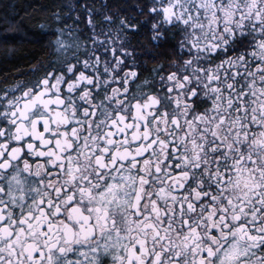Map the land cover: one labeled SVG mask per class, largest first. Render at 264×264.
Returning <instances> with one entry per match:
<instances>
[{
  "label": "snow or ice",
  "instance_id": "6c2138e0",
  "mask_svg": "<svg viewBox=\"0 0 264 264\" xmlns=\"http://www.w3.org/2000/svg\"><path fill=\"white\" fill-rule=\"evenodd\" d=\"M8 7L5 6L6 22ZM81 7L88 41L92 44L91 48L84 47L82 67H78L80 56L75 62L65 57L59 75L51 68L44 69L43 75L35 72L34 81H13L9 95L0 97L4 104L0 110V264H106V257L113 249H123V255L112 256L123 264H163L165 254L171 256L175 264H264V130H258L259 126H264V103H260L259 113L255 107L248 109L244 101H249V93L243 87L236 110L247 115L250 122L245 128V122L237 118L233 123L239 125V129L227 145L214 133L216 144L212 145L211 167L205 162L195 168L208 177L200 185L192 183L188 172L180 171L179 157H174L176 173L169 179L179 183L181 192L190 188L191 196L181 197L175 211L165 213L166 219L160 221L159 227L142 211L141 197L137 196L135 203L129 205L120 195L127 177H120L118 181L112 176L111 182L99 185L83 175L80 163H74L91 159L97 151L89 141L96 139L92 134L93 126L98 129L102 123L96 104V96L101 91L99 80L107 83L109 77H115L118 86L112 87V91H119L123 99L129 78L133 83L139 79L137 71H124L128 66L125 57L130 53L120 34L104 27L118 24L125 36L129 30L135 34L138 22L127 16L124 3L113 0L101 4L104 11L100 15L94 5ZM137 14L162 21L160 26L153 25V39L167 35L160 31L164 24L179 23L185 27L192 24L195 28L200 20L217 29L223 24L221 30L233 37L237 28L243 29L249 22L253 31L257 28L264 31V0H201L186 12L167 0L162 4L152 0L151 4L139 7ZM52 19L54 23L63 21L67 26V20L58 12H52ZM80 19L76 16L73 23ZM37 24L41 30L49 27L47 21ZM20 27L14 24L2 30L0 49L4 54L0 63L4 65L12 55L10 46L18 39L12 34L13 30ZM115 41L121 44L119 50ZM64 46L62 40L56 41L57 51ZM257 51L264 55V41ZM244 59L241 56V60ZM101 64L102 73L99 71ZM254 67L264 74V63L258 61ZM86 69L91 71L86 74ZM174 75L175 72L169 73L167 79L172 82ZM233 75L240 73L237 71ZM3 76L0 72V77ZM187 79L184 76L178 87L183 88ZM231 88L229 84V92ZM3 91L0 87V92ZM16 91L20 92L19 96L14 94ZM260 94L264 101V88L260 89ZM255 95L254 91L253 100ZM77 99L82 103L77 104ZM135 107L139 109L140 105ZM124 123L125 118L120 114L111 120L105 134L112 137L107 140L108 145L117 143L113 133H123L121 125ZM224 123L222 117L219 125ZM173 124L179 128L177 121ZM154 144L155 141L148 147ZM169 150L178 154L181 149L173 142ZM100 151L107 154L109 149L102 147ZM117 158L121 167L125 159H137L127 150L116 149L110 161L112 171L116 169ZM104 159V156L95 155L98 177L109 170V164L102 162ZM183 178H187V185L182 182ZM153 205V213L158 214L155 201ZM118 214L128 225L124 230L117 227ZM169 215L179 220L178 228L173 220L167 219ZM149 229L153 233L151 250L147 239L138 236ZM130 240L135 242L129 243ZM157 242L164 243L162 251H156Z\"/></svg>",
  "mask_w": 264,
  "mask_h": 264
},
{
  "label": "clouds",
  "instance_id": "9594fccd",
  "mask_svg": "<svg viewBox=\"0 0 264 264\" xmlns=\"http://www.w3.org/2000/svg\"><path fill=\"white\" fill-rule=\"evenodd\" d=\"M164 2L165 0H159L161 4ZM167 2L176 5L178 10L183 8L186 12L192 4H199L201 0H167ZM151 3L150 0L148 4ZM149 21L152 20L145 18L144 22L149 23ZM149 24L151 31L144 35L143 50L151 55L155 62L145 59L137 64L133 61L138 69L139 79L133 83L129 78L123 99H120L122 94L119 91H112L115 77H109L107 83L104 79L99 80L101 91L96 96V104L99 108L97 115L101 117L102 123L99 124L98 129L96 125L93 126L92 134L96 139L89 141L97 151L91 159H81L74 163H80L83 175L90 177L99 185L111 182L112 176H116L118 181L120 177H127L123 180L124 187L120 195L129 205L135 203L137 196L141 197L142 211L146 216L150 215L151 221L159 227L160 221L166 219L165 213L175 211L181 197L191 196L190 188L186 187L181 192L179 183L169 179L176 173L174 157L177 155L179 157L180 171L188 172L192 183L200 185L208 177L200 174L195 168L197 164L205 162L211 167L214 159L212 145L216 144L214 133L218 134L227 145L233 141L234 132L239 129V125L233 122L239 118L245 122V128L250 122L247 115L236 110V104L242 99L240 92L242 87L249 93V101H252L251 103L244 101V104L248 109L255 107L259 113L260 103H264L260 94V89L264 88V74L257 72L254 66L258 61L264 63V55H260L257 51L264 41V31L259 28L253 31L249 22L245 28H237L236 36L233 37L229 32L221 30L223 24L217 29L214 26L209 27L204 20H200L199 26L195 28L192 24L185 27L175 23L171 28H160L161 33L166 31L176 44L175 49H167L168 55H164L165 50L158 46L162 42V36L153 39V25L160 26L162 21L157 19ZM8 26L6 21H0V35ZM152 41H156L157 44L154 46ZM193 43L195 47H192ZM241 56L245 59L241 60ZM160 68L164 69L165 74L156 75ZM237 71L240 75H233ZM172 72L176 75L170 82L167 76ZM184 76L188 79L184 81V87L179 88L178 85ZM229 84L232 85L230 92ZM246 85L248 87H244ZM168 88L174 90L169 92ZM254 91L255 100L252 98ZM137 104L140 105L139 109L135 107ZM116 114L125 118V123L121 125L123 133L115 131L113 135L117 143L108 145L107 140L112 137H106L105 134ZM222 117L225 123L219 125ZM174 120L178 122L179 128L173 124ZM229 128H232V131H229ZM258 130H264V126H259ZM153 141L155 144L149 148L148 145ZM161 141L164 143L162 144ZM173 142L181 149L178 154L170 153L169 146ZM102 147H108L107 154L100 151ZM116 149L121 152L127 150L137 159L135 161L131 158L125 159L121 167V161L117 158L116 169L112 171L110 161L112 152ZM218 150L219 145H217ZM95 155L104 156L102 162L109 164V170L103 171V175L99 177L95 175L98 171ZM197 155L200 156L199 160L196 159ZM184 157H187L186 161ZM157 168L160 169L159 172L156 171ZM182 182L187 185V178H183ZM173 196L176 198L173 199ZM153 201L159 209L158 214L153 213ZM127 215L130 218V214ZM116 218L117 227L124 230L128 225L121 221L119 214ZM167 219L173 220L176 228L179 227L178 219H174L171 215ZM148 222L145 220V223ZM174 234L175 229H173ZM152 235L151 229L147 233H138L139 237L147 239L150 250L153 247ZM134 242L129 241V243ZM155 248L156 251H162L164 243L157 242ZM113 255H123V249H113L106 257V264H123L121 261L113 260ZM165 255L163 264H175L171 256Z\"/></svg>",
  "mask_w": 264,
  "mask_h": 264
},
{
  "label": "trees",
  "instance_id": "16d2710c",
  "mask_svg": "<svg viewBox=\"0 0 264 264\" xmlns=\"http://www.w3.org/2000/svg\"><path fill=\"white\" fill-rule=\"evenodd\" d=\"M113 2V0H0V21H4L5 6H9L7 10V23L9 25H21L19 30L14 29L13 33L18 37L13 45H11L12 55L9 56V63L4 65L0 63V72L4 73L0 77V85L8 84L17 78L26 75L31 68L37 66L43 61L55 58L58 53H84L85 45L92 47L88 41V29L85 27L83 9L81 5L95 6L99 9L97 15L104 11L100 6ZM127 8V16L138 22L136 28L139 30L143 27H150V24L142 22L150 16L138 15L139 5H144L150 0H121ZM152 2V0H151ZM58 12L67 20V26L63 21L53 22L52 12ZM76 16H80L79 22L73 23ZM47 21L49 27L41 30L37 22ZM146 25V26H144ZM105 30H117L120 28L118 24L108 26L104 25ZM61 31H57V29ZM99 30V26L97 28ZM132 34V32H131ZM135 32L132 35H139ZM143 34V33H142ZM128 37L129 36L128 34ZM62 40L64 47L61 51L56 50V41ZM3 49H0V57L3 56ZM7 79V83H5Z\"/></svg>",
  "mask_w": 264,
  "mask_h": 264
},
{
  "label": "flooded vegetation",
  "instance_id": "af4514ba",
  "mask_svg": "<svg viewBox=\"0 0 264 264\" xmlns=\"http://www.w3.org/2000/svg\"><path fill=\"white\" fill-rule=\"evenodd\" d=\"M147 16H149V15H146L145 17H147ZM144 21H142V22H144ZM144 26H146V25H144ZM161 27L164 29H168V28H171L172 26L165 24V25H162ZM143 28L144 29H142V30L135 28V32L141 33L140 37H142V38H141L140 42H138L139 35H137V36L132 35L131 34L132 30H129V33H128L129 36H131V37H128V35L125 36L121 32V30H111L113 33H119V34L124 35L123 36L125 38L124 39V46L126 47V51L128 53H130V55L128 57H125V59L128 61V66L124 69V71H130V70L138 71L137 67L133 64V61H136L137 64L140 63L142 60H145V59L152 61V62H155L154 58L151 55L145 53L143 50L144 49V35L151 31L150 27H148V26L143 27ZM161 41L162 42L159 43L158 46L160 49L165 50L163 53L164 55H168L167 49H175L176 48V44H175V42L171 36H168V35L162 36ZM152 44L155 46L157 44V42L152 41ZM115 46L119 50V48L121 47V44L118 41H115ZM61 53L56 54L55 58H53L51 60L43 61V62L39 63L36 67L31 68V70H29V72L26 75L17 78L15 81H20L23 83H28L30 80L34 81L35 80L34 73L39 72L40 75H43V71L46 68H51L55 74L59 75L60 74L59 69H61L63 67V64L61 63V61H63V59L65 57H67L68 60L75 62L76 57L80 56L81 57V64H79L78 67H82V60L84 58L85 53H65V52H63V55ZM120 55L122 57L124 56L123 53H120ZM109 59H111L110 56H109ZM85 71L87 74L91 71V69H86ZM99 71H100V73L103 72V64H101L99 66ZM161 74H165L163 68H160L159 72L156 73V75H161ZM114 86H118V84H116ZM0 87H2L4 89L3 92H0V97H3L5 95H9V92L14 87V84L13 83L2 84V85H0ZM14 94L16 96H19L20 92L16 91ZM77 103L80 104L82 102L77 100ZM85 106H87V105H85ZM3 107H4L3 100H0V110H2ZM4 123L6 124V122H4ZM30 159H32V158H30Z\"/></svg>",
  "mask_w": 264,
  "mask_h": 264
},
{
  "label": "rangeland",
  "instance_id": "374dc122",
  "mask_svg": "<svg viewBox=\"0 0 264 264\" xmlns=\"http://www.w3.org/2000/svg\"><path fill=\"white\" fill-rule=\"evenodd\" d=\"M117 30H120V28H118ZM124 35H122V34H120V37H121V39H125L124 37H123ZM119 42V41H118Z\"/></svg>",
  "mask_w": 264,
  "mask_h": 264
}]
</instances>
